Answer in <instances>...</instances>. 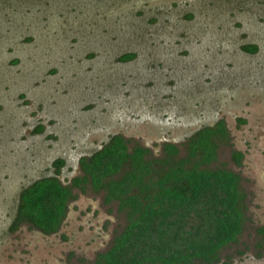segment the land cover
I'll list each match as a JSON object with an SVG mask.
<instances>
[{
    "label": "rangeland",
    "instance_id": "374dc122",
    "mask_svg": "<svg viewBox=\"0 0 264 264\" xmlns=\"http://www.w3.org/2000/svg\"><path fill=\"white\" fill-rule=\"evenodd\" d=\"M221 121L207 167L239 174L246 220L214 264H264V0H0V264H95L129 224L89 183L57 233L11 231L23 188L57 159L70 185L112 136L181 159Z\"/></svg>",
    "mask_w": 264,
    "mask_h": 264
},
{
    "label": "trees",
    "instance_id": "16d2710c",
    "mask_svg": "<svg viewBox=\"0 0 264 264\" xmlns=\"http://www.w3.org/2000/svg\"><path fill=\"white\" fill-rule=\"evenodd\" d=\"M242 48L251 54L259 50L255 44ZM135 56L126 53L120 61ZM42 130L40 126L36 131ZM226 134L224 121L200 129L189 139L187 157L181 159H176L180 149L173 143L164 144L163 158L149 159V149L136 145L130 150L129 141L115 135L81 160L85 175L70 185L59 180L65 160L57 159L54 176L23 188L11 231L25 223L45 235L57 233L76 198L73 190L84 191L90 183L96 191L105 189L106 202L118 201L120 211L129 217L125 230L95 264H214L224 247L238 242L246 220L239 174L207 167ZM242 157L235 153L237 164Z\"/></svg>",
    "mask_w": 264,
    "mask_h": 264
}]
</instances>
